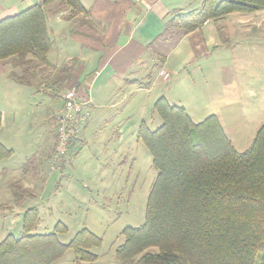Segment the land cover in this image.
Instances as JSON below:
<instances>
[{
    "label": "trees",
    "instance_id": "obj_1",
    "mask_svg": "<svg viewBox=\"0 0 264 264\" xmlns=\"http://www.w3.org/2000/svg\"><path fill=\"white\" fill-rule=\"evenodd\" d=\"M55 1L43 0L0 19V62L13 65L10 76L17 82L39 91L45 87L41 74L48 66L54 68L51 84L64 91L75 86L74 61L54 65L48 60L54 39L47 6ZM58 1L56 6L70 9L71 15H90L81 0ZM260 9L264 0H204L199 9L172 13L156 39L177 42L209 21ZM165 56L161 55V63ZM21 67L19 74L16 68ZM36 77L43 78L42 87L33 80ZM154 110L162 124L156 129L143 126L140 135L158 174L144 224L123 231L125 240L116 250L121 263L264 264V122L250 146L239 151L216 114L195 122L184 106L165 96L155 101ZM1 121L0 112V125ZM72 146L73 140L61 162L77 153ZM13 154L0 141V160ZM39 221L37 206L25 211L24 235L9 233L0 242V264H56L69 249L80 261L98 258L92 249L101 245L102 238L89 229L62 243L57 234L67 231L64 223L58 222L53 233L31 234Z\"/></svg>",
    "mask_w": 264,
    "mask_h": 264
},
{
    "label": "rangeland",
    "instance_id": "obj_2",
    "mask_svg": "<svg viewBox=\"0 0 264 264\" xmlns=\"http://www.w3.org/2000/svg\"><path fill=\"white\" fill-rule=\"evenodd\" d=\"M70 50L72 55L82 52L75 45ZM66 57V53L58 58L51 54L50 62ZM197 62L180 73L176 69L170 82L161 77L163 82L149 93H134L133 86L121 88V80L111 81L90 107L81 139L73 138L72 151L77 149V153L63 162L50 160L56 150L55 124L65 92L48 81L54 68L44 67L45 73H40L46 82L39 91L17 82L10 76L13 65L0 62V141L14 153L0 160V242L9 233L17 238L24 235V213L37 206L40 221L31 234L53 233L62 222L67 226L66 232L57 234L62 243L70 242L83 228L102 238L101 245L92 249L96 260L80 261L69 249L56 264H122L116 250L125 240L123 231L144 224L148 196L158 174L140 132L143 126L156 129L162 124L154 110L159 97L165 94L171 103L184 106L195 122L212 114L220 116L239 151L247 149L254 137L253 124L239 117L249 111L202 103L201 77L198 72L190 77L188 72ZM22 69L16 68L19 74ZM43 78L33 80L42 87Z\"/></svg>",
    "mask_w": 264,
    "mask_h": 264
},
{
    "label": "crops",
    "instance_id": "obj_3",
    "mask_svg": "<svg viewBox=\"0 0 264 264\" xmlns=\"http://www.w3.org/2000/svg\"><path fill=\"white\" fill-rule=\"evenodd\" d=\"M41 1L0 0V19ZM81 1L90 15H71L70 9L56 6L58 0L47 6V23L54 39L48 60L51 54L58 58L66 53L67 60L53 63L74 61L76 72L71 84L88 104L76 139H81L90 107L96 105L99 93L106 92L111 81L121 80V88L133 86L134 93H149L163 82L161 77L170 82L176 69L180 73L196 61L188 72L190 77L194 72L201 77L202 103L249 111L239 117L253 124L255 137L264 122V9L233 12L172 42L156 39L168 17L176 11L199 9L204 0ZM70 45L79 46L82 52L68 54L72 53ZM161 55H166L163 63ZM162 71L170 74L169 80L163 78Z\"/></svg>",
    "mask_w": 264,
    "mask_h": 264
},
{
    "label": "built area",
    "instance_id": "obj_4",
    "mask_svg": "<svg viewBox=\"0 0 264 264\" xmlns=\"http://www.w3.org/2000/svg\"><path fill=\"white\" fill-rule=\"evenodd\" d=\"M165 80H169L170 74L161 72ZM87 101L83 100L76 89L69 87L63 95V104L59 110L56 125L57 144L53 161H60L70 148L71 141L80 132L85 118Z\"/></svg>",
    "mask_w": 264,
    "mask_h": 264
}]
</instances>
